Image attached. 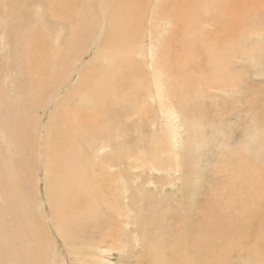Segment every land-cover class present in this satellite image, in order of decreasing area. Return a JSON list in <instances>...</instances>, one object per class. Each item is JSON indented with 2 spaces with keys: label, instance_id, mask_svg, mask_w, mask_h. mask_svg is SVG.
<instances>
[{
  "label": "rangeland",
  "instance_id": "rangeland-1",
  "mask_svg": "<svg viewBox=\"0 0 264 264\" xmlns=\"http://www.w3.org/2000/svg\"><path fill=\"white\" fill-rule=\"evenodd\" d=\"M164 1L0 0V264H264V0L164 14L169 123L142 67ZM102 18L133 68L90 48Z\"/></svg>",
  "mask_w": 264,
  "mask_h": 264
},
{
  "label": "bare ground",
  "instance_id": "bare-ground-1",
  "mask_svg": "<svg viewBox=\"0 0 264 264\" xmlns=\"http://www.w3.org/2000/svg\"><path fill=\"white\" fill-rule=\"evenodd\" d=\"M37 1V0H36ZM109 1L110 0H88V3L86 4V2H85V5H87V7L86 8H89V9H91L92 11H94V12H96L95 11V9H98L100 12L102 11V13L104 14L105 13V5H108V3H109ZM157 1V0H156ZM169 2L167 3V1H164V4H163V7L162 8H160V9H158V11L161 13V15H157V14H154L155 13V11H157V10H155L154 8L156 7H154L153 6V12L151 13V22L153 23L152 24V27L151 28H149V30L147 31V33H146V37L147 38H150V41H151V43H150V45H151V49H149L148 51H147V53H146V57H150V59H151V61H148V62H146L142 67H146L147 69H149V71H150V74H151V78H150V81H149V84H148V87H147V89H149V93L150 94H152V95H156L157 97L156 98H159V100H160V104H158L159 106H162V108L161 109H163V110H161L159 113L162 115V119L164 120H167V123H169L170 122V120H176L177 119V117L176 118H174L175 117V112L176 111H174L175 110V108H174V110L173 109H167L166 107V104L167 103H165V102H167L166 100H163L164 99V95H165V87H166V85L164 86V82H163V79H162V76L164 75V73H163V71H162V69H161V66H160V64H161V62L159 61V58H160V54H159V51H160V49H159V46H160V37L161 36H163V34H162V29H165V27H166V29H167V27L169 28L171 25H170V22H169V18H168V16L167 15H164V14H169L170 16H171V14L172 13H176V15L178 16V17H180L181 19L186 15V12L189 10V8H188V6H190L189 4H192V0H168ZM205 1V0H204ZM36 3V2H35ZM55 3H56V1H55ZM80 3V2H79ZM113 3V2H112ZM69 4V3H68ZM154 4H155V2H154ZM157 4H160V3H157ZM156 4V5H157ZM231 4V3H230ZM78 2L76 1V2H72L71 3V9H74V10H77V9H80V10H84L83 8H82V6L80 5L79 6V8H77L78 6ZM113 5V4H112ZM111 5V6H112ZM146 6V5H145ZM158 6V5H157ZM202 6V5H201ZM70 7V6H69ZM109 7V6H108ZM107 7V8H108ZM191 7V6H190ZM4 9V8H3ZM111 9V8H110ZM232 10V9H231ZM61 11V10H60ZM63 11V10H62ZM116 11V10H115ZM80 12V11H79ZM84 12V11H83ZM110 12V11H109ZM140 12H141V10H140ZM191 12H192V10H191ZM107 13V12H106ZM145 13V12H144ZM233 13V12H232ZM80 14H82V12L80 13ZM154 14V15H153ZM191 14V13H190ZM213 14V13H212ZM211 14V15H212ZM217 14V13H216ZM83 15V14H82ZM107 15V14H106ZM133 15V14H132ZM163 15V16H162ZM173 15V14H172ZM193 16V15H192ZM210 16V15H209ZM231 16H233V15H231ZM147 17H148V15H147ZM133 18V17H132ZM143 18V17H142ZM170 18H172V17H170ZM219 18V17H218ZM172 19H174V18H172ZM145 20H146V18H145ZM209 20H211V19H209ZM133 21V20H132ZM137 21V18H136V20H135V22ZM182 21V20H181ZM231 21V20H230ZM145 22V21H144ZM139 23H140V20H139ZM139 23H137V24H139ZM199 23H201V22H199ZM219 23V22H218ZM85 24V23H84ZM87 24V23H86ZM123 24V23H122ZM208 24V23H207ZM207 24H205V25H207ZM220 24V23H219ZM78 25V24H77ZM80 25V24H79ZM82 25H83V23H82ZM88 25V24H87ZM143 25V24H142ZM144 25H145V23H144ZM230 25H231V23H230ZM137 27L139 26V25H136ZM80 27H81V25H80ZM90 26H88V28H89ZM134 27V26H133ZM147 27V26H146ZM149 27V26H148ZM147 27V28H148ZM72 28H73V26H72ZM71 28V29H72ZM83 28V27H82ZM111 27V25H108L107 24V22H106V19H104V18H102L101 19V22H100V24H97V28H95V30H94V37L92 38V40L91 41H89V45H90V48H92V47H94V48H97L98 49V53L99 52H102V53H99L98 55L99 56H102L103 58L105 57V59H107V57H108V54H109V56H111V60H113L114 61V55L116 56V53H117V56H118V54H119V56L117 57V58H119L120 56V58H124L126 61H128V60H130L132 57H133V55L131 54V53H128L129 51H126V50H128V49H130L131 47V45H132V48L133 47H135V45L136 44H131V40L132 39H135V38H133L131 35H130V37H132V39L129 41V40H124V39H120V40H118V38L119 37H117L116 39H114L113 41L111 40L110 42H107V41H104V36H105V33H107V32H109L110 33V35L112 34V30L114 29V28H112ZM143 29H145V28H143ZM80 30V29H79ZM173 30H175V29H173ZM214 30V29H213ZM75 31V30H74ZM138 31V30H137ZM164 31V30H163ZM172 31V30H171ZM228 31H230V30H228ZM139 32H140V30H139ZM168 32V31H167ZM174 32V31H173ZM175 32H176V30H175ZM137 33V32H136ZM217 33V32H216ZM80 34V36H81V38L80 39H78V40H85L86 42H87V36L90 34V32L88 31V30H84V31H82L81 33H79ZM171 34V33H170ZM214 34V33H213ZM27 35V34H26ZM73 35V34H72ZM76 35V34H75ZM133 35H135V34H133ZM177 35V34H176ZM232 35V34H231ZM136 36V35H135ZM166 36V35H165ZM218 36V35H217ZM227 36H230V35H227ZM74 37V36H73ZM72 37V38H73ZM209 37V36H208ZM221 37H224L223 35L221 36ZM72 38H71V40H72ZM109 38V37H108ZM162 38V37H161ZM176 38V37H175ZM201 38V37H200ZM128 39V38H127ZM187 38H185V40H186ZM222 39V38H221ZM118 40V41H117ZM25 41V40H24ZM36 41V40H35ZM75 41H77V40H75ZM179 41H181V40H179ZM231 41V40H230ZM38 42V41H37ZM80 42V41H79ZM136 42V41H135ZM168 42H170V41H168ZM115 43L117 44L116 46H115ZM134 43V42H133ZM140 44H142L143 42H139ZM189 43V42H188ZM194 43V42H193ZM57 44V43H56ZM81 44V43H80ZM59 45V44H58ZM74 45V44H73ZM78 45V44H77ZM106 45H109V46H107L108 48L109 47H111V48H114V50H115V52H112V51H110L109 52V50H107L106 52H108V54H106V52H103V48H102V46L104 47V46H106ZM126 45V46H125ZM124 46H125V48L126 47H128L129 46V48H127V49H124ZM137 46V45H136ZM182 46V45H181ZM38 47V46H37ZM75 47H77V46H75ZM79 47L80 46H78V49H79ZM138 47H140V46H138ZM40 48V47H39ZM42 48V47H41ZM81 48V47H80ZM85 48V47H84ZM89 48V49H90ZM102 48V49H101ZM82 49H83V47H82ZM81 49V50H82ZM88 49V50H89ZM104 49H106V48H104ZM33 50V49H32ZM41 49H39V51H40ZM75 50V49H74ZM137 50H140V49H137ZM96 51V50H95ZM35 52H36V50H35ZM73 52V51H72ZM77 52V51H76ZM83 52H85V51H83ZM93 52V51H92ZM167 52V51H166ZM31 53H33V52H31ZM80 53V52H79ZM78 54V53H77ZM81 54V53H80ZM37 55V54H36ZM86 55V54H85ZM72 56H73V54H72ZM107 56V57H106ZM34 57H35V55H34ZM37 57H39L38 55H37ZM36 57V58H37ZM41 57V56H40ZM78 57V56H77ZM61 58H63V57H61ZM79 58V57H78ZM127 58V59H126ZM77 59V58H76ZM110 59H108V60H110ZM172 59V58H171ZM110 60V62H112ZM188 60V59H187ZM33 61H36V60H33ZM40 61V60H39ZM81 61V63L76 67V65H75V67H76V71L74 72L75 74H78V75H80V73H81V71L83 70V68H84V66H85V61L83 60V59H81L80 60ZM132 61H134L133 59H131L130 60V63H128V64H126V66H129L130 68H131V66H132V68H133V62ZM109 62V61H108ZM116 61H114V63H115ZM132 62V63H131ZM35 64L37 63V62H34ZM169 63H171V61H169L168 62V64ZM33 64V63H32ZM111 64V63H110ZM15 65V64H14ZM74 65V64H73ZM100 65V64H99ZM115 65V64H114ZM184 65V64H183ZM120 66V65H119ZM73 67V66H72ZM180 67V66H179ZM185 69V68H184ZM31 71H32V69H30ZM87 71V70H86ZM146 72V71H145ZM68 73V72H67ZM37 74V73H36ZM43 74H45V73H43ZM39 75V74H38ZM77 75V76H78ZM36 77H38V76H36ZM72 77V76H71ZM70 77V78H71ZM35 78V77H34ZM57 78V77H56ZM59 78V77H58ZM72 79V78H71ZM71 79H69V80H71ZM73 80H71V82H72ZM59 82V81H58ZM66 82V81H65ZM74 82V81H73ZM41 83V82H40ZM76 83H77V81H76ZM75 84V83H74ZM41 86V85H40ZM47 86V85H46ZM46 86H45V88H46ZM167 88V87H166ZM43 89V88H42ZM53 90V89H52ZM59 90H61V89H59ZM59 90L58 91H56L55 93L52 91V93H54V95H52V97H50V99L48 98L47 99V106H50L53 102H55L56 101V99L59 97L58 96V94L60 93L59 92ZM169 90V89H168ZM42 91H45V90H42ZM48 91V90H47ZM51 91V90H50ZM49 92V91H48ZM50 93V92H49ZM48 96V95H47ZM165 97H166V95H165ZM167 98V97H166ZM55 100V101H54ZM158 101V100H157ZM169 102V101H168ZM51 103V104H50ZM154 103H155V101H154ZM172 104V103H171ZM170 108V107H169ZM96 109V108H95ZM159 109H160V107H159ZM36 112V111H35ZM132 113V112H131ZM157 113H158V110H157ZM177 113V112H176ZM160 117V116H159ZM174 118V119H173ZM162 122V121H161ZM157 126H159V128H160V126L161 125H156V127ZM40 129V128H39ZM35 130H38V129H35ZM40 131V130H39ZM159 131V130H158ZM38 132V131H37ZM43 133H44V131H42ZM160 132V131H159ZM46 135V137H47V133H45ZM49 136V135H48ZM45 137V139H46V141H47V138ZM174 142H175V140H174ZM45 144H46V142L45 143H43V146H42V149L44 148H46V146H45ZM176 144V143H175ZM40 145V144H39ZM34 148H36V147H34ZM43 149V150H44ZM44 151H42L41 153H39L41 156H45L44 155V153H43ZM33 153V152H32ZM48 155V154H47ZM45 156V159H43L42 157H41V159H40V164H45V165H51L52 163H55L54 161H53V159L52 160H50L49 158V160H47V157L48 156ZM38 157V156H37ZM61 162V163H60ZM60 162H59V164H60V166L59 167H61L60 169H62V171H66V172H63L62 173V177H66V179L68 180L69 178H68V175H71V166H70V164H69V162H65L64 161V159H61L60 160ZM36 165V164H35ZM107 166V165H106ZM145 166V165H144ZM112 166H110V168H111ZM70 168V169H69ZM67 169H69V170H67ZM109 169V168H108ZM61 171V172H62ZM68 171V172H67ZM47 176V175H46ZM49 176V175H48ZM50 176H52V175H50ZM44 182V181H43ZM47 186V185H46ZM74 186V185H73ZM70 187H71V182H70ZM45 188V187H44ZM72 188H74V187H71V189ZM79 190V189H78ZM89 192V191H88ZM108 193H106V195H107ZM74 196V195H73ZM89 196V195H88ZM94 201V200H93ZM71 202V201H70ZM110 208V207H109ZM112 208V207H111ZM141 209V208H140ZM143 209V208H142ZM142 211V210H141ZM195 217V216H194ZM193 217V218H194ZM196 218H198V216L196 217ZM195 219V218H194ZM213 221V220H212ZM130 222V221H129ZM33 228V227H32ZM194 230V229H193ZM219 230V229H218ZM182 231V230H181ZM57 234V233H56ZM255 234V233H254ZM33 235V234H32ZM196 235V234H195ZM40 237V236H39ZM197 237V236H196ZM198 237H199V235H198ZM206 237V236H205ZM114 239V238H113ZM197 239V238H196ZM195 241V240H194ZM209 242V241H208ZM181 244V243H180ZM219 244V243H218ZM183 245V244H182ZM200 245V244H199ZM171 247V246H170ZM178 247V246H177ZM186 247V246H185ZM184 247V248H185ZM198 247V246H197ZM179 248V247H178ZM181 248V247H180ZM211 248V247H210ZM215 248V247H214ZM212 249V248H211ZM31 250V249H30ZM189 251V250H188ZM194 251V250H193ZM223 250H221V252H222ZM225 251V250H224ZM112 252V251H111ZM200 252V251H199ZM220 252V253H221ZM103 253V255H105V256H103V255H101ZM197 253V252H196ZM229 253V252H228ZM110 254H112V253H110ZM115 254V253H114ZM161 254V253H160ZM206 254V253H205ZM218 254V253H217ZM229 255V254H228ZM99 257H100V259H99ZM111 257V256H110ZM229 257V256H228ZM74 259H75V256H74ZM97 259H99L98 261H99V263H100V261H103L104 263H106V260L107 261H109V259L108 258H106V254H105V252H104V250H102L101 252H100V256L98 255V258ZM84 260V259H83ZM187 260V259H186ZM187 262V261H186ZM189 263V262H188Z\"/></svg>",
  "mask_w": 264,
  "mask_h": 264
}]
</instances>
